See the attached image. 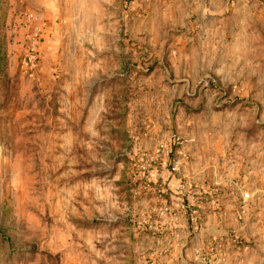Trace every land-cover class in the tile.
<instances>
[{
  "label": "rangeland",
  "instance_id": "rangeland-1",
  "mask_svg": "<svg viewBox=\"0 0 264 264\" xmlns=\"http://www.w3.org/2000/svg\"><path fill=\"white\" fill-rule=\"evenodd\" d=\"M121 1L0 0V264H264V0Z\"/></svg>",
  "mask_w": 264,
  "mask_h": 264
},
{
  "label": "crops",
  "instance_id": "crops-1",
  "mask_svg": "<svg viewBox=\"0 0 264 264\" xmlns=\"http://www.w3.org/2000/svg\"><path fill=\"white\" fill-rule=\"evenodd\" d=\"M140 1V2H139ZM162 1L161 0H155V4H158V7H160V3ZM57 3V4H56ZM54 3L52 0H50V2H43L41 6H45L48 9H45L44 11L47 13L48 10L52 11L53 7H55L54 10L60 11V10H67V11H101V10H105V8L107 6H111L113 9L114 7H117V10L120 9L121 0H75L74 2H70V0H57V2ZM73 3H77V6L75 5L73 7ZM56 4V5H55ZM69 4H71L72 6H68ZM132 5L129 7L131 10H135L136 8H143L144 11H147L150 7V5H152V0H133V2L131 3ZM55 5V6H54ZM81 5V6H80ZM42 9V8H41ZM59 17L58 16H48L49 21L46 23V31H45V40L49 41L51 39V37L53 36L52 33V29L50 28V25H53L51 23H53L55 21V19ZM80 17V15H79ZM73 17L67 18L65 19V23H67V25L71 24ZM163 178L164 176H166L165 173H162ZM161 175V176H162ZM151 176V180L154 181L155 178V173L150 174ZM155 178V179H154ZM165 179V178H164ZM162 179L159 182V186L162 188H165V191L169 192L171 190V183H167L166 180ZM156 182V180H155ZM204 193V192H203ZM203 194H200V196H196L195 190L194 192L192 191V194L190 195V201L191 203H196L198 200L201 199H205L207 200L205 197L202 196ZM170 196V194H169ZM179 196V195H177ZM210 197V196H209ZM188 199V198H187ZM219 197L217 198V200L214 201H218L219 203H221L220 200H218ZM179 215V213H178ZM177 214H175L174 219H176L178 217ZM198 215L196 213H188V214H184L183 216H179L180 219V226L178 228V234H182V235H186V234H191V236H189L188 238H182V240L184 242H180V244H177L178 246L181 245V248L178 252V255H182V258L180 259H169L168 261H166L165 264H202V262H200L201 255H204L201 250H206L208 251V254L210 257L213 256V251H214V243L210 242L209 239H207L208 235L205 232H201V230L198 232V234H196V228L194 227V223L196 224V219H197ZM211 217V216H210ZM183 218V219H182ZM206 241V242H204ZM205 244V245H204ZM180 253V254H179ZM188 256H190V258H188ZM205 258V260L207 259L206 257H203V259ZM209 263H211L210 258L207 259ZM206 264V263H204Z\"/></svg>",
  "mask_w": 264,
  "mask_h": 264
},
{
  "label": "built area",
  "instance_id": "built-area-1",
  "mask_svg": "<svg viewBox=\"0 0 264 264\" xmlns=\"http://www.w3.org/2000/svg\"><path fill=\"white\" fill-rule=\"evenodd\" d=\"M42 40V36H40L39 32H34L33 38L31 39L29 46L27 48L26 54L22 57L21 60V70L22 72L28 76L29 78L34 79L37 76L38 62L40 61L39 55L37 52V45L38 42ZM184 185H180V187H183ZM182 209L189 210L190 206H182Z\"/></svg>",
  "mask_w": 264,
  "mask_h": 264
}]
</instances>
